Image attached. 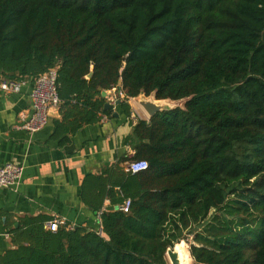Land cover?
<instances>
[{"label":"trees","instance_id":"obj_1","mask_svg":"<svg viewBox=\"0 0 264 264\" xmlns=\"http://www.w3.org/2000/svg\"><path fill=\"white\" fill-rule=\"evenodd\" d=\"M51 68L57 133L110 115L106 90L127 117L141 93L183 106L129 120L120 161L145 169L86 176L102 233L23 220L0 264H168L184 231L192 264H264V0H0L1 77Z\"/></svg>","mask_w":264,"mask_h":264},{"label":"crops","instance_id":"obj_2","mask_svg":"<svg viewBox=\"0 0 264 264\" xmlns=\"http://www.w3.org/2000/svg\"><path fill=\"white\" fill-rule=\"evenodd\" d=\"M32 85L33 78H27L18 92H0V165L13 162L23 168L16 187L0 188V254L15 247L12 229L23 220L45 218L46 228L48 219L56 218L60 228L82 226L102 233L100 213L110 202L104 197L99 210L89 204L99 197L85 183L86 176L102 174L115 165L125 168L120 159L133 154L126 136L131 130L129 120L137 116L131 105V116H125L116 103L118 91H105V103H112L111 114L99 113L97 122L73 131L63 126L64 131L57 133L55 120L61 115L55 106L45 126L29 133L19 128V120L29 111Z\"/></svg>","mask_w":264,"mask_h":264},{"label":"built area","instance_id":"obj_3","mask_svg":"<svg viewBox=\"0 0 264 264\" xmlns=\"http://www.w3.org/2000/svg\"><path fill=\"white\" fill-rule=\"evenodd\" d=\"M56 70L51 68L47 72L33 78L32 89L29 93L30 108L27 113H22L19 120V128L29 133H34L45 126L48 120V109L59 104V97L56 91ZM24 80L0 79V92H18ZM120 96L122 94L119 92ZM146 160H130L126 163V170L131 173L138 172L147 167ZM23 168L21 165L6 162L0 165V188L16 187L22 177ZM129 201L125 200L120 206L124 212L128 211ZM59 221L56 218L46 222V228L56 231Z\"/></svg>","mask_w":264,"mask_h":264},{"label":"water","instance_id":"obj_4","mask_svg":"<svg viewBox=\"0 0 264 264\" xmlns=\"http://www.w3.org/2000/svg\"><path fill=\"white\" fill-rule=\"evenodd\" d=\"M91 71L87 74V77L91 76ZM102 96H106L105 91L102 92ZM183 100V99H180ZM176 101L179 100H171L169 98H164V99H157L154 97L153 94L150 95H145L143 93L139 94L138 97L136 98V103L145 111L147 118L149 119L151 116H153L156 112L158 111H162V110H169L175 107H182V105L175 103ZM119 100H116V103H118ZM163 102V105L160 107L156 106V103H160ZM184 102V100H183ZM52 107L55 106H51L48 109V114L50 115V110ZM112 107V103L110 102H106L104 104V108H111ZM182 240H180L179 242L175 243L172 247H168L166 250V257L169 260L170 264H181L180 260H179V255L178 252L176 250V246L178 243H180ZM189 253V250H188ZM190 255V253H189ZM191 257V256H190Z\"/></svg>","mask_w":264,"mask_h":264},{"label":"rangeland","instance_id":"obj_5","mask_svg":"<svg viewBox=\"0 0 264 264\" xmlns=\"http://www.w3.org/2000/svg\"><path fill=\"white\" fill-rule=\"evenodd\" d=\"M137 97H131L128 99V101H129L130 105L134 108L135 116H137L139 118L146 119L147 115H146L145 111L136 103ZM175 103L182 105L183 100L176 101ZM194 227H197V226L194 225L192 228H194ZM197 229H199V227H197ZM183 237H184V239H182V241L180 243H178L176 246V250H177L178 255H179V260H180L181 264H192V258L190 257L188 250H189V244L193 242V239H192L193 234H188L187 231H184ZM168 264H170L169 260H168Z\"/></svg>","mask_w":264,"mask_h":264},{"label":"bare ground","instance_id":"obj_6","mask_svg":"<svg viewBox=\"0 0 264 264\" xmlns=\"http://www.w3.org/2000/svg\"><path fill=\"white\" fill-rule=\"evenodd\" d=\"M162 105H163V102H160L159 104L156 103V106H157V107H160V106H162Z\"/></svg>","mask_w":264,"mask_h":264}]
</instances>
